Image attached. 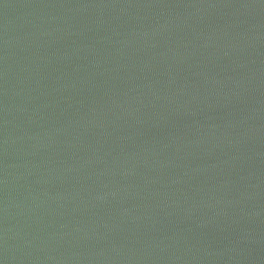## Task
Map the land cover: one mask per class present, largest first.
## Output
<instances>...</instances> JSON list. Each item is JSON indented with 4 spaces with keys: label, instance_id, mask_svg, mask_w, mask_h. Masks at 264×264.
<instances>
[{
    "label": "water",
    "instance_id": "water-1",
    "mask_svg": "<svg viewBox=\"0 0 264 264\" xmlns=\"http://www.w3.org/2000/svg\"><path fill=\"white\" fill-rule=\"evenodd\" d=\"M0 264H264V0H0Z\"/></svg>",
    "mask_w": 264,
    "mask_h": 264
}]
</instances>
